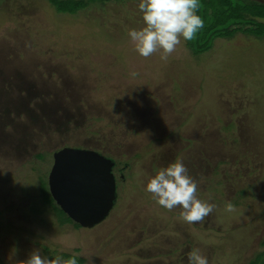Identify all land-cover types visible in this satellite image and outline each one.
Segmentation results:
<instances>
[{
  "label": "rangeland",
  "instance_id": "obj_1",
  "mask_svg": "<svg viewBox=\"0 0 264 264\" xmlns=\"http://www.w3.org/2000/svg\"><path fill=\"white\" fill-rule=\"evenodd\" d=\"M140 2L67 14L50 0H0V264L33 250L84 264H187L197 248L209 264H264V38L215 37L199 55L181 38L166 61L143 58L128 36L145 26ZM65 147L120 170L116 204L92 228L60 224L41 192ZM177 161L216 205L201 223L144 190Z\"/></svg>",
  "mask_w": 264,
  "mask_h": 264
},
{
  "label": "clouds",
  "instance_id": "obj_2",
  "mask_svg": "<svg viewBox=\"0 0 264 264\" xmlns=\"http://www.w3.org/2000/svg\"><path fill=\"white\" fill-rule=\"evenodd\" d=\"M199 7V0H141L138 9L145 26L140 30L132 29L128 32L134 50L143 58L160 52V58L166 61L181 43V38L184 41H191L204 27L203 19L196 14ZM255 19L264 23V19L260 17ZM131 75L135 77L138 73L133 72ZM144 190L151 194L159 206L169 211L179 207L180 218L188 224L203 222L216 208L214 203L197 197L198 182L188 174V169L182 161L161 168ZM224 210L232 213L236 208L231 202H227ZM21 264H78V262L75 255L69 259L60 256L48 259L43 257L39 250H33L29 258ZM187 264L209 262L197 248L187 253Z\"/></svg>",
  "mask_w": 264,
  "mask_h": 264
},
{
  "label": "water",
  "instance_id": "obj_3",
  "mask_svg": "<svg viewBox=\"0 0 264 264\" xmlns=\"http://www.w3.org/2000/svg\"><path fill=\"white\" fill-rule=\"evenodd\" d=\"M48 188L57 206L81 227L104 221L117 198L113 162L97 151L65 147L53 154Z\"/></svg>",
  "mask_w": 264,
  "mask_h": 264
},
{
  "label": "trees",
  "instance_id": "obj_4",
  "mask_svg": "<svg viewBox=\"0 0 264 264\" xmlns=\"http://www.w3.org/2000/svg\"><path fill=\"white\" fill-rule=\"evenodd\" d=\"M96 1L103 0H50L58 12L67 14H75ZM199 3L200 7L196 14L203 19L204 27L191 41H187V46L194 54L199 55L211 49L215 37L228 39L238 33H244L257 39L264 38V23L255 19V17L264 19V4L235 0H199ZM242 26L247 28L243 29ZM41 192L46 204L59 218L60 224H73L76 228L81 227L57 206L45 180H42ZM72 256L63 253L62 257L69 259ZM84 261L83 258L77 257L78 264H84Z\"/></svg>",
  "mask_w": 264,
  "mask_h": 264
},
{
  "label": "flooded vegetation",
  "instance_id": "obj_5",
  "mask_svg": "<svg viewBox=\"0 0 264 264\" xmlns=\"http://www.w3.org/2000/svg\"><path fill=\"white\" fill-rule=\"evenodd\" d=\"M103 156H105L106 158H108V159H111L112 160V162L114 163L113 164V167H112V172H113V174H114V176H115V179H116V187H117V180H118V177H117V174H118V172H120V170L119 169H117V162L114 160V159H112L111 157H109L108 155H104L103 154ZM118 192V191H117ZM118 194V193H117ZM116 201H117V198H116ZM116 201H115V204H116Z\"/></svg>",
  "mask_w": 264,
  "mask_h": 264
}]
</instances>
